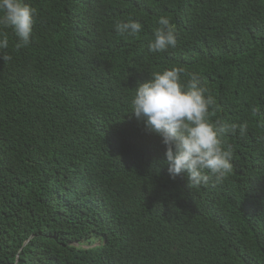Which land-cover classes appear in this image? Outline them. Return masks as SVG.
I'll use <instances>...</instances> for the list:
<instances>
[{
	"label": "trees",
	"instance_id": "16d2710c",
	"mask_svg": "<svg viewBox=\"0 0 264 264\" xmlns=\"http://www.w3.org/2000/svg\"><path fill=\"white\" fill-rule=\"evenodd\" d=\"M24 2L33 40L2 29L0 50V264H264V0ZM160 16L178 44L153 54ZM130 17L143 30L117 35ZM176 67L214 96L212 122L247 123L222 138V184L172 179L132 114L138 84Z\"/></svg>",
	"mask_w": 264,
	"mask_h": 264
},
{
	"label": "clouds",
	"instance_id": "9594fccd",
	"mask_svg": "<svg viewBox=\"0 0 264 264\" xmlns=\"http://www.w3.org/2000/svg\"><path fill=\"white\" fill-rule=\"evenodd\" d=\"M35 9L24 0H0V50L9 47V40L2 29H11L18 42L16 50L26 47L33 40ZM158 27L148 44L150 53H162L177 47L176 25L169 17L157 18ZM114 30L121 37L137 36L142 24L129 18L116 21ZM4 61L11 55L0 56ZM183 68L165 69L152 73L147 82L135 88L131 101L132 114L145 123L150 133L162 138L166 147V164L172 179L186 175L189 187L200 188L222 184L233 171V149L225 146L223 139L247 132V123H228L210 120L216 101L209 89L201 84L198 73H191L187 83L181 82ZM258 106L251 107L256 115Z\"/></svg>",
	"mask_w": 264,
	"mask_h": 264
}]
</instances>
